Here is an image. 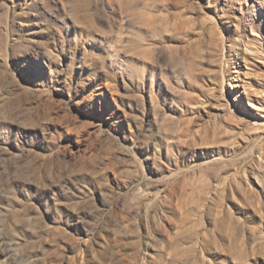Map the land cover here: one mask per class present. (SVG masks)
I'll return each mask as SVG.
<instances>
[{
    "label": "rangeland",
    "instance_id": "rangeland-1",
    "mask_svg": "<svg viewBox=\"0 0 264 264\" xmlns=\"http://www.w3.org/2000/svg\"><path fill=\"white\" fill-rule=\"evenodd\" d=\"M0 264H264V0H0Z\"/></svg>",
    "mask_w": 264,
    "mask_h": 264
}]
</instances>
